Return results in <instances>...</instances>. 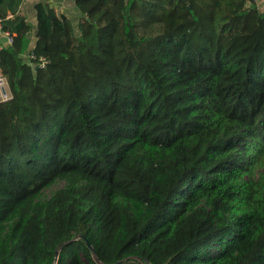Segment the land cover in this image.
Listing matches in <instances>:
<instances>
[{
	"label": "trees",
	"instance_id": "trees-1",
	"mask_svg": "<svg viewBox=\"0 0 264 264\" xmlns=\"http://www.w3.org/2000/svg\"><path fill=\"white\" fill-rule=\"evenodd\" d=\"M27 1L0 0V264H264V8Z\"/></svg>",
	"mask_w": 264,
	"mask_h": 264
},
{
	"label": "crops",
	"instance_id": "crops-1",
	"mask_svg": "<svg viewBox=\"0 0 264 264\" xmlns=\"http://www.w3.org/2000/svg\"><path fill=\"white\" fill-rule=\"evenodd\" d=\"M47 1H51L58 11L65 13L67 16L72 18V20H74L75 22L78 21L79 15L76 9V5L72 0H28L25 3V7H24V9L26 10H23V12L24 13H26L27 11L32 12V16H33L34 11L33 10L31 11V9L34 6V4H36L37 2H47ZM6 37L7 35L5 32L2 31L1 24H0V46L9 45ZM33 41H35V37H33ZM6 92L10 96V91L8 88L6 89Z\"/></svg>",
	"mask_w": 264,
	"mask_h": 264
},
{
	"label": "rangeland",
	"instance_id": "rangeland-1",
	"mask_svg": "<svg viewBox=\"0 0 264 264\" xmlns=\"http://www.w3.org/2000/svg\"><path fill=\"white\" fill-rule=\"evenodd\" d=\"M258 7V5H257ZM259 7L262 9L264 8V2L259 3ZM256 174L258 178L264 177V166L258 168L256 170ZM67 185L66 180H58L53 186L47 188L46 190H44V192L41 195V199L42 200H48L57 190L64 188ZM220 246H217L216 248H219ZM81 259L83 261L85 260V256L81 255ZM60 260V256L59 253L56 256L55 260H54V264H58ZM91 261L95 262V258H91Z\"/></svg>",
	"mask_w": 264,
	"mask_h": 264
},
{
	"label": "built area",
	"instance_id": "built-area-1",
	"mask_svg": "<svg viewBox=\"0 0 264 264\" xmlns=\"http://www.w3.org/2000/svg\"><path fill=\"white\" fill-rule=\"evenodd\" d=\"M26 1V0H25ZM256 3L264 2V0H253ZM7 42L10 44L13 42V35L6 33ZM31 58H36L33 54L30 55ZM46 64V59L44 57L39 58V66L44 67ZM8 88V81L6 76L2 73L0 69V101H4L10 98L9 94H7L6 89Z\"/></svg>",
	"mask_w": 264,
	"mask_h": 264
}]
</instances>
